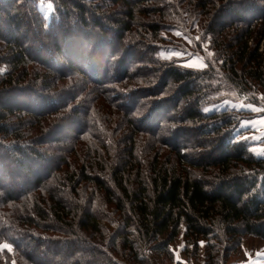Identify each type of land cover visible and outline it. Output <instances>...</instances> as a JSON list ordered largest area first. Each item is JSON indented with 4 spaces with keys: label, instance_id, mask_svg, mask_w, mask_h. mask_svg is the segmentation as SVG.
<instances>
[{
    "label": "trees",
    "instance_id": "16d2710c",
    "mask_svg": "<svg viewBox=\"0 0 264 264\" xmlns=\"http://www.w3.org/2000/svg\"><path fill=\"white\" fill-rule=\"evenodd\" d=\"M263 41L264 0H0V264H52L42 247L235 264L264 242V155L242 127L264 105L215 82L264 94Z\"/></svg>",
    "mask_w": 264,
    "mask_h": 264
},
{
    "label": "rangeland",
    "instance_id": "374dc122",
    "mask_svg": "<svg viewBox=\"0 0 264 264\" xmlns=\"http://www.w3.org/2000/svg\"><path fill=\"white\" fill-rule=\"evenodd\" d=\"M250 45L253 48L255 44L254 42H251ZM259 48L260 52H264V41L260 44ZM190 63L195 66L201 65V61L197 58L192 59ZM215 82L217 85L221 86L225 92L234 96L235 98L229 102H226L225 104H230L238 108H245L253 112H259L262 110L264 105V94L260 92H254L246 94L244 97H240L236 90L224 79L217 78L215 79ZM170 115L172 116L173 114ZM242 127L251 128L246 137L252 140L254 144H257L254 148L257 154L264 155V151H262V149H264V117L245 120ZM202 152L200 155H202ZM20 181L21 183H24L23 180L20 179ZM78 247H80L81 251H83L81 254H79L78 259L83 260L84 258H87L86 256L89 252L88 249H85L84 245L81 244L78 245ZM177 250L178 258L186 262L187 258L180 253V247H178ZM40 251L43 253V257L46 256L45 258H47V256H50L48 259H50L49 262L52 264H72V262L67 263L69 261H63V258L57 257L55 253L53 254V252H49V249L42 247ZM48 253L52 255H48ZM235 261V264H264V242L260 240L259 237L247 236L244 242L243 255ZM96 264H98V262ZM102 264L104 263L102 262Z\"/></svg>",
    "mask_w": 264,
    "mask_h": 264
},
{
    "label": "snow or ice",
    "instance_id": "6c2138e0",
    "mask_svg": "<svg viewBox=\"0 0 264 264\" xmlns=\"http://www.w3.org/2000/svg\"><path fill=\"white\" fill-rule=\"evenodd\" d=\"M189 67H193L194 65H188ZM262 151H264V149H262Z\"/></svg>",
    "mask_w": 264,
    "mask_h": 264
}]
</instances>
